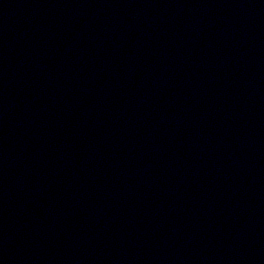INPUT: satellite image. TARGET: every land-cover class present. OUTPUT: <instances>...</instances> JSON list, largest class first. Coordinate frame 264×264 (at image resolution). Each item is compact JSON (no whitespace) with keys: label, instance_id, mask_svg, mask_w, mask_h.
Returning <instances> with one entry per match:
<instances>
[{"label":"water","instance_id":"95a60500","mask_svg":"<svg viewBox=\"0 0 264 264\" xmlns=\"http://www.w3.org/2000/svg\"><path fill=\"white\" fill-rule=\"evenodd\" d=\"M0 264H264V0H0Z\"/></svg>","mask_w":264,"mask_h":264}]
</instances>
